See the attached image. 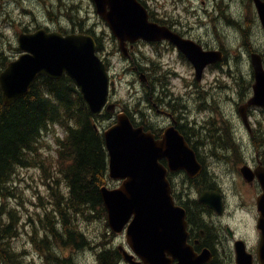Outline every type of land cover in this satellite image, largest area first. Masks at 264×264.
<instances>
[{
    "label": "water",
    "instance_id": "95a60500",
    "mask_svg": "<svg viewBox=\"0 0 264 264\" xmlns=\"http://www.w3.org/2000/svg\"><path fill=\"white\" fill-rule=\"evenodd\" d=\"M92 1L96 12L107 22L123 56L128 55L127 44L168 39L193 65L198 78L206 65L222 61L221 52H204L199 46H190L187 44L190 42L149 22L148 14L138 0ZM253 4L264 29V1L253 0ZM17 44L21 54L0 72L3 105L10 106L25 96L38 76L58 80L66 75L74 82L93 117L103 109L107 112L115 110V105L108 103L109 88L115 87V81L110 80L106 63L97 55L96 41L92 36L82 33L63 35L38 29L19 34ZM250 63L253 94L239 108L246 125L248 108H264L262 57L252 53ZM139 79L144 82V73L139 74ZM171 137L166 134L163 140L155 142L143 126L134 127L124 112H119L115 122L103 130L108 177L120 184L112 189L102 186L100 196L109 230L116 235L124 231L128 247L139 258V261H133L132 255L119 248L128 264H168L166 253L174 255L179 260L177 264H201L198 258H189L185 214L173 201L166 171L160 166L159 159L166 157L172 172H195L199 167L192 164L193 155L182 139L177 136L172 140ZM259 178L264 189V176ZM200 201L203 202L202 196ZM257 208L260 213L257 224L260 231L259 260L264 264V194L258 198ZM238 264L250 263L240 259Z\"/></svg>",
    "mask_w": 264,
    "mask_h": 264
},
{
    "label": "rangeland",
    "instance_id": "374dc122",
    "mask_svg": "<svg viewBox=\"0 0 264 264\" xmlns=\"http://www.w3.org/2000/svg\"><path fill=\"white\" fill-rule=\"evenodd\" d=\"M40 1V2H39ZM144 3H150V6L157 15H173L180 17L181 20L189 22L199 33H206L209 38L203 36L202 40L211 43L216 48L223 49L227 58L226 66L223 70L230 72L231 76L225 73L216 72L219 76V82L212 88H203L214 97L204 98L201 91L197 101V117L201 123H204L209 116L217 114H228L235 109V103L248 99L250 87L254 83L253 70L250 63V55L258 53L261 55L264 64V30L262 29L256 10L251 0H142ZM91 0H0V63L6 58L5 66L19 56L17 37L25 31L34 32L38 28H49L57 30L59 27L67 31L73 30L80 32L79 24L83 30L91 29L94 26L95 33H105L103 38L98 41L101 44V50L97 52L98 56L108 65L109 75L115 81V87L110 92L109 101L115 103L116 112L124 111L126 108L130 116H135L141 121L145 117V87L138 78V73L132 71L129 63L124 59L118 49L117 41L111 38L109 29L104 23H100L97 18ZM75 28V30H74ZM28 32V33H29ZM18 51V52H17ZM159 54V63H165L168 59L166 53L158 50L152 51L148 45L141 44L135 47L133 53L136 62L145 74L146 67H151L150 61L155 58V53ZM173 63L176 71L181 76H188L191 68L184 62H175L174 58L168 59ZM5 67L0 66V72ZM207 81L214 79V73L206 72L204 75ZM228 86V88L225 87ZM172 91L178 94L183 91L178 84V79L172 80L170 86ZM179 89V90H176ZM187 93V90H186ZM230 97L231 100L225 102L224 97ZM257 108V107H256ZM114 119H115V114ZM252 122L256 120L259 132L256 134L259 144L264 140V113L259 110L252 111ZM206 119L205 121H203ZM233 123L235 128L241 127V121L238 115L233 112ZM108 125L107 121L99 120L98 125ZM108 127V126H107ZM107 127H104L106 129ZM103 129V130H104ZM244 127L242 126V131ZM242 133L243 139L248 142L247 150H251L250 140ZM54 134L61 135L57 126L51 128L48 137L43 142L42 155L49 158L55 151L53 146ZM246 143V142H244ZM13 176L8 185L7 192L4 195L0 193V204L5 205L7 211H13L17 217V237L13 246L22 252L27 264H100L98 261L97 245L103 243L104 247L111 244H121L125 242L124 233L120 235L113 234L106 223L102 220H92L85 222L79 220L76 228L85 237L87 246H81L75 249L69 244L51 243V255L59 260H68L64 263L60 261L46 263L45 250L36 246L32 238L39 239L42 236L43 216L45 211H51L53 204L51 200V191L44 179V174L39 167L31 166L20 168ZM49 176L58 177L55 165L50 160L48 166ZM218 176V185L227 195L229 211L234 212L236 221L243 230L246 226L247 235L252 239L253 223L252 216L246 214L245 209L239 205L240 198H247L245 190L241 189L240 181L237 176L228 178L222 168H215ZM50 182H53L51 180ZM235 183V184H233ZM119 185L118 182L109 179L106 186L110 189ZM236 187L235 196L231 188ZM61 193L66 189L61 180L58 187ZM246 205V204H245ZM34 229L36 234H34ZM119 264H125L121 261Z\"/></svg>",
    "mask_w": 264,
    "mask_h": 264
},
{
    "label": "flooded vegetation",
    "instance_id": "af4514ba",
    "mask_svg": "<svg viewBox=\"0 0 264 264\" xmlns=\"http://www.w3.org/2000/svg\"><path fill=\"white\" fill-rule=\"evenodd\" d=\"M13 1L17 2L18 0ZM67 1L69 0H65V3ZM138 1L140 6L146 10L149 22L164 28L171 35L183 41L190 42L187 43L190 46H199L204 52L219 51L223 56L222 61L206 65L201 71L200 78H198L193 65L177 45L168 39L149 42L138 41L133 45H126L128 55L124 59L135 73L141 72V68L134 58L133 51L135 47L141 44L148 45L152 51L158 50L161 53H166L163 55H167L168 59L170 57L174 58L175 62L182 61L186 63L192 70L190 75L181 76L173 66L174 64L170 63L168 59L165 63H159V60L161 61L158 57L159 54L154 52L155 58L150 61L152 66H147L144 74L145 117L143 120L138 121L135 116H131L132 122L136 124L135 126H143L144 130L153 136L155 142L163 140L166 134L167 137L172 136V140H176L175 137L179 136L193 155L194 161L192 164L199 167V170L195 172L185 170L172 172L168 167V159L166 157L159 159L160 166L166 171V179L170 185L174 203L185 214L186 245L189 258L191 260L198 258L201 264H238L240 259H244L250 264H261L259 260L260 231L257 228L260 213L257 202L258 198L264 194L259 178L261 175L264 176V140L259 144L256 138V134L259 132L257 122L256 120L252 122L251 116L253 110L264 113V109L248 108L246 111V125L240 116L239 108L249 98L247 100L243 99L241 102H236L235 109L228 114L210 115L207 120H203H206L204 123H201L197 117L198 96L203 91L206 100L209 97L214 98L209 91L202 89H210L217 85L219 76L215 73L218 71L229 75L228 77L231 76L230 72L223 70L227 62L224 50L202 40L203 36H206L207 39L211 38L206 33H199L189 22L173 15H157L152 10L150 3H144L142 0ZM251 1L253 3V0ZM91 2L90 4L93 6L100 23L107 26V22L96 12L92 0ZM42 29L47 32L57 31L63 35L74 32L61 27L57 30H50L47 27ZM25 32L28 33L29 31ZM75 32L88 34L96 41L103 38L105 34L100 33L101 36L99 37L95 33L94 26L91 29L84 30V32ZM109 34L111 38L116 40L110 30ZM206 72L214 73V79L207 81L204 78ZM38 77L47 78L46 76ZM175 78L178 79L180 88H183V91H178V94L169 87ZM225 87L228 88L227 85ZM249 91L252 95L251 87ZM223 99L226 100L225 102L231 100L228 96ZM234 111L242 123L239 129L235 128L233 123ZM242 126L244 127L243 131ZM240 131L250 140L253 153L247 150L248 142L243 139ZM215 168H222L228 178L237 176L241 189L245 190L248 195L245 199L240 198L239 205L242 210L246 206L247 216L248 213L252 216V239L247 235L246 226H243V232L239 225H235V214L229 211L230 206L227 195L221 185L217 184L218 176ZM231 190L236 197L240 196L237 194L235 186ZM215 195L218 196V199ZM201 196L203 202L200 201ZM111 247V251L117 252L121 259L120 262L123 261V258L119 248L132 255L133 261H139V258L128 247L126 240L121 244H111ZM165 256L168 264L179 262L174 255L166 253Z\"/></svg>",
    "mask_w": 264,
    "mask_h": 264
},
{
    "label": "trees",
    "instance_id": "16d2710c",
    "mask_svg": "<svg viewBox=\"0 0 264 264\" xmlns=\"http://www.w3.org/2000/svg\"><path fill=\"white\" fill-rule=\"evenodd\" d=\"M78 27L84 32L81 24ZM100 50L101 44L97 41V52ZM5 63L3 58L0 66L6 67ZM99 120L107 121L108 125H98ZM113 122L111 112L102 111L97 117L90 114L68 76L58 80L38 77L28 93L10 106L3 105L0 98V193L7 192L18 169L36 166L42 170L52 193L53 209L45 211L42 236L32 238V242L45 250L46 263L68 262L51 255V243L69 244L75 249L88 245L76 228L79 220H102L105 225L106 211L100 188L109 178L103 129ZM54 126L59 127L61 135L54 134L55 151L48 158L42 155L41 146ZM50 160L59 179L48 175ZM60 180L65 193L55 189ZM16 223L15 213L0 204V264H27L22 252L13 246L18 234ZM97 248L100 264H119L117 252L103 243Z\"/></svg>",
    "mask_w": 264,
    "mask_h": 264
}]
</instances>
